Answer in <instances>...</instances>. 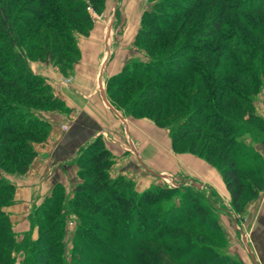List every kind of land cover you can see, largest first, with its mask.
I'll return each instance as SVG.
<instances>
[{"label":"rangeland","instance_id":"1","mask_svg":"<svg viewBox=\"0 0 264 264\" xmlns=\"http://www.w3.org/2000/svg\"><path fill=\"white\" fill-rule=\"evenodd\" d=\"M3 1L11 2L9 11H12L10 13L12 15V19L14 20L17 34L19 35V44L10 47L12 53H19L21 51L26 57L28 65L32 69L33 73L43 78V80L39 82V87L44 84L50 85L54 96L57 97L54 92L53 84L49 81L50 76H47V74L49 73L51 76L55 74H61V76L59 75L60 81H57L58 84L64 83L68 86L73 82L74 78L72 70L75 64L78 62L81 54L78 42L81 41L82 35H87L82 33V29L89 25L87 23L88 18H77L76 24H78V28H72V30H70L71 32L64 30L63 34L68 36L66 38V42H64V47H61L60 51L64 53L67 58H69V61L72 62L71 68L68 69V67L64 68L65 66L63 67L62 65L58 64L57 58L55 59L51 55L46 54L48 50L57 48V46L53 43L49 44V46L46 48L44 47L46 44L44 39V37H46V33L49 35L50 42L53 39V33L49 29L46 31V28H44V21L40 20L38 17H33L34 15L47 17L51 19V22H49L50 24L56 23L57 25L58 22H55V14L53 11L45 13L44 11L40 10L37 12L34 7V2L37 0ZM75 1L78 2L71 3L72 8H66V10L82 13L81 11L86 9L92 19V26L94 21L97 22L99 20L101 21L106 19L102 13L104 9L101 12L96 11L90 5L89 0ZM226 1H229L227 4L228 7L240 4V2L237 0H220L216 4H212V0H143L141 7V18H143L144 12L148 10V13L145 16L144 28L149 31H154L151 37L155 36V39H151V41L146 44L141 38L138 44L135 42V44L131 45L130 50H127L128 56L135 55V59L131 60L118 73H116V76L113 77L111 81H109L111 77L107 80L105 79V81L102 79V82H100V89L104 90L103 92H107V97H109L117 107L121 106L119 108L124 112L125 115L130 116L132 119H149L153 121L159 129L166 130V133L169 132L172 141L169 128L177 126L183 117L190 115V113L192 116H195V114L202 112V114H199V116L204 120L206 119L207 115H210L214 111L216 105L213 104L216 103L218 97H221L220 93L223 91L229 92V90L231 91L234 89L235 91L239 90L238 86L233 85L231 82L233 80V76L236 74V66L232 63V59L234 58L236 61H240V64H247L250 68V71H254L260 82L255 84L257 86H255L250 98L251 106H243L244 110L242 112V118H244V121L246 119L250 120V116L253 115V117L257 116L263 118L264 120V117L259 114L258 108L259 105L261 106V103L264 106V42L260 34L249 30V28L246 26L245 20H238L239 16L237 17L236 14L230 13L228 10L226 11ZM242 1L249 5L248 0ZM110 3V5L113 6V0H111ZM155 5L159 6L155 7ZM48 6L53 10L58 8L56 7L58 6L57 4L54 6V4L50 3ZM111 10L112 9L110 8V11ZM63 11L65 12V15L63 14L65 20L75 23V20L71 18V16L66 13L65 10H61L62 13H64ZM220 15H223L224 21L228 22L231 27H225L223 28L221 34L209 35L208 37H203V39L199 41V38L195 37V35H197V32L202 30L205 22H208L213 18H217ZM244 15L247 16V14H243L241 17ZM151 21L153 22L152 24ZM232 33L235 35L233 34L232 36ZM117 34L118 36L113 39V41H115L113 45L115 46L113 51L114 54L115 52H119V49H116L120 44H122L120 32L117 31ZM5 36L6 35L0 32V76H4L6 71L11 72L14 66L12 60L8 59V56H5L4 48H6L7 40ZM220 37H223V40H221ZM229 37H231V39L232 37H237V39L243 43L247 41L250 45H253L252 50H244V56L236 53L235 51L237 49L234 50V46H232L231 43L229 44L225 42V38ZM76 46L78 47V53L74 49ZM29 47H34V49L35 47L38 48L33 50V52L30 54V52H28ZM191 47L197 49L198 47L208 49L210 48L211 56L210 58H207L203 61V66H205V80L214 81L215 85L213 87L200 90V84L198 83L196 85L194 74L191 71H185L182 72V74H172L175 75L172 77L175 79L172 84H169V82L164 79L156 77V75L159 76L162 75V73L169 75L168 73L170 69L168 68L171 65L170 63H172L171 61H173L175 58L176 53L179 56L180 49H189ZM229 55H231L232 59L227 61L226 58ZM156 62H161L162 67H157V65H155ZM62 63L64 64L65 62L63 61ZM166 66L168 68H166ZM64 69H68V72L65 73ZM214 74L222 75V78H225L228 84L223 86L222 82L218 81V78H213ZM150 83L164 85L168 84L169 87L173 86L174 89L179 91L183 96H177L181 107L176 108L172 104L174 101L173 99L176 98V96H174V98H171V96H166L161 98L149 97V99L147 97V99L144 98L145 100L141 99L140 95ZM205 83L208 86V83ZM9 85L13 87L14 95L10 93L8 95V99H6L4 94L6 95ZM226 86L230 87V89L226 90ZM32 87L28 85L25 88L31 89ZM0 89V93H2L0 96V124L5 126L0 128V178L5 181H10L14 185L13 197H1L0 206L1 209L10 217L8 208H10L15 202V184L9 179V176L24 175L29 171L32 162L38 154L36 146L47 142L51 134V125L46 114H51L56 111H65L66 108L62 109L49 107L52 106L51 104L42 106L43 104L37 99L34 100L29 99L28 97L19 96L18 88L8 83L5 79L4 81L0 80ZM36 90H38L40 97H43V99L47 101L46 97H44L46 94L39 88H36ZM79 92L84 93L80 90ZM150 99H152V103L145 106L141 115H132L128 113V109H130L133 101L141 100L146 102ZM60 100L62 101V99ZM158 103L163 104L165 114V120H163L165 122L164 125L157 124L154 118L151 116ZM236 104L239 106L241 101L238 99ZM23 108L26 109V111H23ZM168 109H170V112L167 111ZM228 114L235 116L236 118H241L238 115L237 109H231ZM252 119L254 120V118ZM33 121H36L35 127L36 125H39V128L34 130L31 128L32 125L27 126L29 125V122L34 123ZM7 124H9L8 127H6ZM210 125H214V122H210ZM67 126V124H63L62 128L66 129ZM19 127H24V129H19ZM44 132H47L46 138L43 141L34 142L32 137L38 138L44 135ZM9 133H12V136H7ZM5 135L7 137L6 139L15 141L16 143L19 141H22L23 145L24 143H29V147L32 146L31 144H33L32 147L35 150V156L26 172H17L8 167V165L12 166L9 158L13 161V159H15L14 156L22 155L24 150L22 149L21 145H16L14 146L15 150L12 152L11 149H9V147L1 141ZM98 136L102 137L101 135ZM237 137L239 142L246 144V139L253 136L248 134L246 129L241 128L237 134ZM188 138L190 141L194 139L195 133H190ZM150 140H152V138L146 137L144 142L149 144ZM103 141L107 147L105 140ZM171 146L175 153H193L188 150H175L173 147V142H171ZM178 146H184L186 148L188 146L187 140H182L178 143ZM82 148L79 150L78 155L75 158L77 174L71 179L70 183L66 185L60 181L53 183L49 191L42 196L39 204H37L30 212L28 219L31 221L33 230L20 236L16 232L10 217L17 241L20 243H25L27 239L29 240L28 244H25L24 247L15 249L12 252L10 264H34V260L38 257L40 249L45 248L50 250L52 247L53 249H56L55 257L52 259V264H152L150 262L152 260L150 254L155 252L158 247L153 245L149 246L147 243H142L137 239H133L132 236L131 238L126 237L127 229L125 226L128 222V215L126 212H117L118 223L116 225L110 224L111 226H108V224H105L95 216L91 219L90 216L92 211L76 204L77 198L75 195V188L78 183L82 182V178L79 174L80 164H78V159L80 158V152ZM208 150L210 151V148H208ZM111 153L113 155L114 161L109 168V172L114 178L115 175L113 174L115 172V164L119 156H116L112 151ZM194 154L205 159L196 153ZM250 159H252L251 161L254 160L252 157ZM250 159H246V165L251 163ZM142 175H145L144 177L147 183L149 180L152 182H150L148 185L146 183H142L141 179H139L135 173H132V177L125 175L119 176H123L132 180L135 190L138 193L144 192L145 190L157 185L177 189L172 194V197L170 196V198L163 200V203H160L151 209V213H156L159 215V217L161 216L162 212L165 211L167 207H169V205H174L177 211V214L173 213L171 214V217H177L178 213L182 209L185 210L191 206L193 207V204L189 199V193L200 196V203H203L209 209L211 208L212 202H216V198L212 196L207 188L198 185L190 179H185V176H182L180 179H175L174 176L172 177L171 175L163 174L162 176L153 178L149 171L142 172ZM104 196L101 198L104 199L105 203L109 204L110 198L106 194ZM36 212L38 215L34 216L33 214ZM211 213L217 218V215L213 210ZM196 216V214H193L192 218ZM197 218H199V216ZM56 223H60L62 227L55 237H51L50 233L52 232V229ZM181 223L182 224L177 226L179 229L186 225L189 231H191V227L189 224H187V222ZM48 229L49 231H47ZM192 231L194 236L198 235L195 230ZM78 235L85 238L87 241L92 242L93 240H91L90 237L93 236L100 242L105 243L107 245L106 249L109 250L102 248L98 249V251L90 249L86 250V246H83L82 244L80 245L79 242L77 243L76 239L78 238ZM199 235V237H202L200 239L204 240L205 242H212L220 251L227 253L225 250L227 245V236L225 233H223L224 238H222V242H213L210 241L206 236H203V234ZM50 238L53 246H49L47 244L46 239L49 241ZM128 240L130 241L127 242ZM170 247L172 249L181 250L179 246ZM82 252L85 253L84 256L82 255ZM137 259H140L139 261H141V263L138 262ZM164 264L173 263H169L165 259Z\"/></svg>","mask_w":264,"mask_h":264},{"label":"trees","instance_id":"2","mask_svg":"<svg viewBox=\"0 0 264 264\" xmlns=\"http://www.w3.org/2000/svg\"><path fill=\"white\" fill-rule=\"evenodd\" d=\"M105 1L106 0H89V3L93 9L101 12L105 8ZM219 1L220 0H212V4H216ZM237 1L240 2L239 5H232L230 7L227 5L229 1H226V11L228 10L230 13L236 14L237 17L239 16L238 20H245L246 26L249 30L260 34L264 42V0H248L249 5L245 4L242 0ZM73 2L78 1L37 0L34 2V7L37 12L40 10L45 13L53 11L55 14V22H58L57 25L56 23L50 24V18L41 17L40 15H34L33 17H38L40 20L44 21V28H46V31L49 29L53 33V39L50 42L49 35H47L45 31L46 37H44V39L46 44L44 47L46 48L49 44L53 43L57 48L48 50L46 54L51 55L55 59L57 58V63L63 67L65 66L64 68L68 67V69L71 68L72 62L69 61V58L60 51L61 47H64V42H66L68 36L63 34L64 30L71 32L70 30H72V28H78V24H76L77 18H88L87 23L89 25L82 29L83 34H88L92 27V19L86 9H83L81 11L82 13L66 10V8H72L71 3ZM50 3L54 4V6L57 4L58 6L56 7L58 8L55 10L51 9V7L48 6ZM10 6V1L0 0V32L6 35L5 38L7 39L6 48H4L5 56H8V59L12 60L14 66L11 72L6 71L4 76H0V80L4 81L5 79L8 83L18 88L19 96L28 97L29 99L34 100L37 99L43 104L42 106L51 104L52 106L49 107L65 109L64 103L54 96L50 85L44 84L39 87V82L42 81L43 78L33 73L23 53L21 51L19 53H12L10 47L19 44V35L17 34V29L10 13L12 11H9ZM158 6L159 5H155V7ZM61 10H65L66 13L75 20V23L66 21L64 18L65 12L63 11L64 13H62ZM147 13L148 10L144 12L141 21V27L136 38L137 44L141 38L146 44H148L151 39H155V36L151 37L154 31H149L144 28L145 16ZM243 14H247V16L244 15L241 17ZM152 23L153 22L151 21V24ZM225 27H231V25L224 21L223 15H220L217 18L205 22L204 27L197 32L195 37H198L200 41L203 37L221 34ZM233 34L234 33L231 35L233 36ZM220 39L223 40V37H220ZM225 42L229 44L231 43V45L234 46V50L237 49L235 52L243 56L244 50H252L253 46L247 41L243 43L237 39V37H232V39L231 37L225 38ZM37 48L38 47H35V49ZM28 49L30 54L35 50L34 47H29ZM74 49L78 53V47L76 46ZM210 56V48L198 47L197 49L191 47L189 49H180L179 56L176 53L175 58L171 61L172 63H170V67L168 68V65L166 66V68L170 69L168 73L169 75L162 73L164 76L156 75V77L164 79L169 82V84H172V82L175 81V79L172 78L175 75L172 74H182V72L191 71L194 74L196 85L198 83L200 84V90L213 87L215 85L214 81L205 80V66H203V61L210 58ZM231 59V55L226 58L227 61H230ZM63 61L65 62L64 64L62 63ZM239 62L240 61H236L234 58L232 59V63L236 66V74L233 76L231 82L233 85L238 86V91H235V89L230 91V87L226 86V90H229V92L223 91L220 93L221 97H218L216 103L213 104L216 105L214 111L210 115H207L206 119L203 120L200 118L199 114H202V112L195 114V116H192L190 113V115L183 117L177 126L170 127L169 129L175 150H188L196 153L220 169L223 180L231 194V204L236 212L241 213L246 210L248 203L259 195V192L264 188V183L262 176L259 175L262 168V161H256L259 155L248 145L239 142L237 134L242 128L246 129L248 134H251L254 138L257 136L263 137L264 120L257 116L253 117V115L250 116V120L246 119L244 121V118H242L244 107L251 106L250 98L255 86H257L255 84L260 82L254 71H250L247 64H240ZM155 65L159 68L162 67L161 62H156ZM68 69H64V72L67 73ZM115 76L116 75H113L109 81ZM214 77L218 78V81L222 82L223 86L228 84L227 80L222 78V75L214 74L213 78ZM205 82L208 83V86ZM28 85L33 87L31 89H26L25 87ZM36 88L41 89V91L46 94L44 97H46L47 101H45L43 97H40ZM6 92L7 93L6 95L4 94V97L8 99L10 93L14 95L13 87L9 85V89ZM1 95L2 93H0V96ZM141 95V99H147V97L148 99L149 97L161 98L166 96L174 98V96H176L172 103L176 108L181 107L177 96L180 95V97H183L173 86L169 87L168 84L164 85L156 83H150ZM238 99L241 101L239 106L236 104ZM150 103H152V99L146 102L141 100L133 101L130 109H128V113L132 115H141L145 106ZM231 109H237L238 115L241 118H236L235 116L228 114ZM23 111H26V109L23 108ZM167 111L170 112V109ZM151 116L157 124L164 125L165 122L163 120H165V114L163 104L158 103ZM252 118H254V120ZM33 122L34 123L29 122V125L27 126L32 125L31 128L34 130L39 128V125H36L35 127L36 121ZM210 122H214V125H210ZM9 124H7L6 127H8ZM1 127L5 126L0 124V128ZM19 129H24V127H19ZM190 133H195V138L191 141L188 138ZM46 135L47 132H44V135L38 138H32L34 142L43 141L46 138ZM7 136H12V133H9ZM6 138L5 135L1 141L6 144L12 152L15 150L14 146L16 145H21L24 150L22 155L14 156L15 159H13V161L9 158L12 166L8 165V167L17 172H26L35 156V150L32 147L33 144L29 147V143H24L23 145L22 141L16 143L15 141H10ZM182 140H187L188 146L186 148L184 146H178V143ZM208 148H210V151ZM80 153L81 155L78 159V164H80L79 174L82 178V182L78 183L75 188V195L77 198L76 204L80 207L90 209L92 211L90 216L91 219L95 216L105 224H108V226L110 224L116 225L118 223L117 212H126L128 215V222L125 226L127 229L126 237L131 238L132 236L133 239H137L142 243H147L149 246L153 245L158 247L155 252L150 254L152 257L150 262L152 264H164L165 259L173 264H243L229 254L220 251L212 242H205L200 239L202 237H199V234H203V236H206L213 242H222V238H224V231L218 218L211 213V208L209 209L203 203H200V196L189 193V199L191 200L193 207L191 206L185 210L182 209L177 217H171V214H177L174 205H169L159 217L156 213H151V209L154 206L163 203V200L170 198V196L172 197V194L177 189L157 185L144 192L138 193L135 190L132 180L123 176L113 178L109 172V168L114 161L113 155L105 146L104 141L100 136L96 137L86 147L82 148ZM251 157L254 159L253 161H251ZM246 159H250L251 163L246 165ZM13 192L14 185L10 181H5L0 178V198L7 196L12 198ZM105 194L110 198L109 204L105 203L104 199L101 198ZM193 214H196L197 216L192 218ZM33 215L36 216L38 213L36 212ZM198 216L199 218H197ZM181 222H187L191 227V231H189L186 225L179 229L177 226L182 224ZM61 227L62 225L60 223H56L50 236L55 237ZM192 230H195L198 235L194 236ZM47 231H49V229ZM92 237L90 238L93 242L87 241L85 238L80 237V235H78L76 240L80 245L82 244L83 246H86V250L90 249L98 251V249L101 248L109 250L106 249L107 245L105 243ZM46 241L49 246H53L51 238L49 241L46 239ZM28 242V239L25 243L17 241L10 217L0 206V264H10L12 252L15 249L24 247ZM170 246H179L181 250L172 249ZM55 253L56 249H53V247L50 250L45 248L40 249L38 257L34 260V264H52V259L55 257ZM82 255L84 256L85 253L82 252ZM139 260L140 259H137V261L141 263Z\"/></svg>","mask_w":264,"mask_h":264},{"label":"crops","instance_id":"3","mask_svg":"<svg viewBox=\"0 0 264 264\" xmlns=\"http://www.w3.org/2000/svg\"><path fill=\"white\" fill-rule=\"evenodd\" d=\"M110 1H105L102 12L106 19L94 21L90 32L78 42L81 54L72 70L73 82L60 85L57 81L61 74H47L55 95L62 99L66 109L46 114L51 134L47 142L36 146L38 154L29 171L9 176L15 184V202L8 210L16 232L22 236L33 230L28 219L32 209L53 183H70L77 174L75 158L79 150L101 135L107 147L119 156L115 177H132L135 173L148 185L152 181L147 183L142 172L149 171L153 178L163 174L175 179L185 176L207 188L216 198L211 210L227 236L226 252L244 264H264V188L244 212H236L219 168L194 153H175L169 132L159 129L149 119L125 115L107 97V92L100 89L102 79L112 77L135 59V55L128 56V51L136 42L142 21L143 0H113V6ZM117 31L122 44L114 54L113 39L118 36ZM258 108L264 117L263 104ZM63 124L68 125L66 129L62 128ZM146 137L152 138L149 144L144 142ZM246 145L259 155L256 161H262L259 175L264 183V136L247 138Z\"/></svg>","mask_w":264,"mask_h":264}]
</instances>
